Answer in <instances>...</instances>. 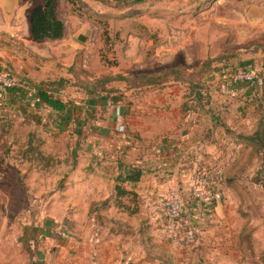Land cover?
<instances>
[{"label": "rangeland", "instance_id": "374dc122", "mask_svg": "<svg viewBox=\"0 0 264 264\" xmlns=\"http://www.w3.org/2000/svg\"><path fill=\"white\" fill-rule=\"evenodd\" d=\"M197 1L60 0L59 16L70 24L68 39L79 48L73 60L63 56L49 73L45 82L51 84L38 82V65L45 62L33 56V43L21 50L20 63L26 54L33 61L32 75L26 77L29 93L21 97L22 105L18 99L6 105L0 97V264H38V245L44 239L38 231L72 230L78 223L66 217L77 206L70 201L75 193L66 183L78 161L70 136L78 133L77 126H81L79 134L88 132L87 124L85 129L78 125L83 121L82 105L78 113L57 116L36 100L34 92L48 88L53 98L67 104L76 96L73 93H80V99L87 96V84L100 81L95 76L101 72L103 76L107 73L106 82L96 85L89 95L102 101L106 96L101 98L98 89L105 83L115 85L119 92L123 89L121 81L110 83L111 75L128 73L126 84L130 85L138 76L171 78L166 71L174 67H184L186 80L191 78L194 86L203 89L194 100L208 106L203 111L214 123L206 159L212 165L223 160L224 204L219 212L224 218L215 217L201 251L195 252L200 245L194 246V264L238 262L245 253L241 246H249V240L244 244L240 236L249 235L255 227L264 250V149L254 152L245 139L264 118V14L255 17L249 11L255 5L264 6V0H211L201 7L195 5ZM79 32L86 37L84 41L76 38ZM3 35L1 68L11 72L2 55H11L17 46ZM54 42L42 46L47 49ZM65 44L60 46L64 49ZM80 48L89 55L91 72L80 65ZM98 59L104 65L101 69ZM237 70H249L255 79L234 84V94H228L223 91L227 75ZM11 73L24 80L21 73ZM119 126L124 129L120 131ZM117 130L125 132L126 128L119 124ZM230 151L235 156L226 161ZM86 223L80 222L83 227Z\"/></svg>", "mask_w": 264, "mask_h": 264}, {"label": "crops", "instance_id": "0c3cea01", "mask_svg": "<svg viewBox=\"0 0 264 264\" xmlns=\"http://www.w3.org/2000/svg\"><path fill=\"white\" fill-rule=\"evenodd\" d=\"M209 1L199 0L195 5L201 7ZM44 2L0 0V34L17 46L11 55H1L11 72L21 73L28 89L26 77L32 75L30 67L33 61L26 54L21 56L20 63L21 50L33 43V56L45 62L38 65V82L43 84L63 56L67 61L69 57L73 60L79 48L72 39H68L70 24H65L59 16L60 0L56 11L64 23L62 37L42 41L32 38L29 14ZM189 5H194V2ZM249 11L258 17L264 14V6L255 5ZM50 41H55L54 46L44 49L42 44ZM63 43H66L64 49L60 46ZM80 49V65L91 72L89 55ZM45 66H49L48 70ZM97 67H104L99 59ZM127 74L111 75L114 78L110 83L123 82L124 92H119L113 84L105 83L106 86L99 87L98 92L102 94L101 98L106 96V99L96 100L89 95L95 91L93 85L85 90L87 96L83 94L84 98L80 99V93H73L76 96L66 104L64 113L67 115L78 113V105L81 104L84 116L78 125L84 129L86 124L88 126V132L84 134H79L81 126H77L75 130L78 133L70 136L71 150L78 161L68 172L66 184L68 190L75 193L70 201L78 207L66 213V217L78 223L72 230L58 227L38 231V237L44 238L38 245V264H194V246L200 245L195 252L201 251V242L206 233L211 232L215 217L224 218L219 212L224 200L200 205L188 200L187 189L196 168L204 167L211 182L222 189L220 163L223 160L212 165L206 159L211 151L208 139H212L214 123L203 111L202 107L208 106L194 100L203 93V89L194 90L191 78L137 86L115 79ZM104 75L99 72L95 77L103 81L107 73ZM28 89L22 87L21 93L10 95L0 87V97L4 101L6 99V105L11 106L17 99L22 105L21 97L27 95ZM41 89L51 95L48 88H38ZM117 93L122 96H116ZM36 100L40 102L38 97ZM55 112L57 116L64 115ZM119 124L125 126V132L117 130ZM227 154L226 161L235 156L232 151ZM131 166L141 169L140 179L124 182L122 186L127 193L117 197L116 177ZM174 190L179 191L186 204L173 231L177 241H173L170 222L161 207L162 197ZM77 198L82 199V204ZM92 204L96 207L90 211ZM82 221L87 222L85 227L80 224ZM255 228L249 232L253 244L249 242L248 247L244 245L246 248L241 246L244 256L238 262L229 261V264H264V250L259 245Z\"/></svg>", "mask_w": 264, "mask_h": 264}, {"label": "trees", "instance_id": "16d2710c", "mask_svg": "<svg viewBox=\"0 0 264 264\" xmlns=\"http://www.w3.org/2000/svg\"><path fill=\"white\" fill-rule=\"evenodd\" d=\"M132 2H140L142 0H131ZM58 5V0H45L44 4L42 6H37L32 9V11L29 14V25H30V34L32 38L35 41H42L44 39H57L62 37L64 32V23L59 18L56 8ZM105 40H108L107 33L104 35ZM184 67L178 68L174 67L171 68L169 71H166L167 74L172 75L173 77L168 78H161V79H155V76L142 78V76H138L136 79V82L130 83V85H139L143 83H151V84H162L164 82L170 81V80H186L185 78V72H182ZM187 68V67H186ZM118 79H122L127 81V77L119 76ZM103 81H97L96 84L88 83L86 89L92 88L93 85L96 87V85H99V83H104ZM128 82V81H127ZM53 82H44L43 84H51ZM129 85V86H130ZM5 89V88H4ZM198 90V86H194V90ZM5 91L7 94H16L21 93L22 88H6ZM37 97L39 98L40 102L46 104L48 107L52 108L53 110L57 111L60 114H63L66 111V103L63 101L53 98L47 91L44 89L37 91ZM264 118L261 117L257 123V126L255 130L245 137V139L249 142L251 145V149L254 152H257L259 150L264 149ZM43 157V153H41ZM142 172L141 169L138 167H129L125 169L124 174H120L116 177V181L118 184H116V195L117 197L124 196L127 191L122 186V184L126 181L128 182H136L140 179ZM91 207V206H90ZM93 210L90 208V211ZM242 237V243L249 240L250 242V236L248 234L244 235L241 234Z\"/></svg>", "mask_w": 264, "mask_h": 264}, {"label": "built area", "instance_id": "2783aa9c", "mask_svg": "<svg viewBox=\"0 0 264 264\" xmlns=\"http://www.w3.org/2000/svg\"><path fill=\"white\" fill-rule=\"evenodd\" d=\"M254 74L249 70H237L227 75V85L223 91L228 94H234L236 88L234 84L238 82H252L254 81ZM0 87L2 88H25L28 87L22 80L14 76L12 73L1 68L0 63ZM120 127V131L124 128ZM188 200L194 204H206L213 202H221L224 200V193L221 188L214 185L210 180L209 172L203 168H196L192 173L191 180L187 189ZM185 202L178 190H174L166 194L161 200V207L170 222L169 230L172 231L173 241H177L176 234L173 233L177 220L183 212ZM195 231V230H194Z\"/></svg>", "mask_w": 264, "mask_h": 264}, {"label": "water", "instance_id": "95a60500", "mask_svg": "<svg viewBox=\"0 0 264 264\" xmlns=\"http://www.w3.org/2000/svg\"><path fill=\"white\" fill-rule=\"evenodd\" d=\"M77 38L80 41H84L86 37L84 35H82V34H79Z\"/></svg>", "mask_w": 264, "mask_h": 264}]
</instances>
